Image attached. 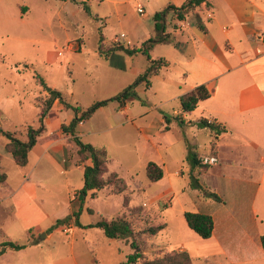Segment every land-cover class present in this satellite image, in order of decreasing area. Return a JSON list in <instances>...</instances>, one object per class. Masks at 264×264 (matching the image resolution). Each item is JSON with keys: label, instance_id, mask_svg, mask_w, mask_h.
<instances>
[{"label": "rangeland", "instance_id": "374dc122", "mask_svg": "<svg viewBox=\"0 0 264 264\" xmlns=\"http://www.w3.org/2000/svg\"><path fill=\"white\" fill-rule=\"evenodd\" d=\"M2 1L0 126L22 139L26 138L29 126L39 127L38 107L49 94L44 87L37 84L36 75L44 79L49 89L53 84L56 85L57 89L66 95L67 102L71 105L88 109L96 102L107 100L115 94L112 87L106 84L112 82L113 75L106 73V64L96 52L100 32L107 38L125 33L137 47L149 39V34H154L153 15L147 14L149 9L145 8L147 14L145 17L141 16L137 9V3L145 5V0H121L124 12L121 24L113 13L109 14L112 12L110 3L94 0L92 9L98 10L100 14H108L106 20L97 21L82 11L73 18L72 24L65 23L63 29L60 23L54 20L61 5L60 0ZM21 6L31 8L28 16L27 13L26 17L24 16ZM108 16L112 19L110 20ZM79 39L84 42L82 51L70 50L69 47L76 46ZM166 49L167 46H158L150 58L142 53L132 56L134 65L122 73L123 91L133 84L138 76L137 72L141 70L144 72L150 68V59H157L158 54ZM49 52H61L62 55L52 64L48 60ZM173 78L174 74L169 69H163L159 74L152 76L151 86L144 85L145 91L139 92L140 100L128 103L129 115L137 117L133 123H125L122 128L85 137V140L95 144V147L107 151L109 174L117 173L126 181L127 189L122 194H114L112 187L99 191L94 199L87 200L86 210L81 214L80 222L82 225H89L101 218L113 220L123 216L130 221L134 231L139 233L138 241L143 252V259L140 261L153 260L172 251H184L190 255L193 264H231L224 257L211 256L220 252L219 246L213 241L203 240L186 225L183 210L193 212L197 206L199 211L213 213L211 207L200 204L199 199L205 197L204 192L189 187V167L185 159L182 161L179 158L185 152L186 146L181 144L177 147V153L165 158L167 166L163 169L164 177L161 181L153 183L146 174V164L149 161H158V157L155 148L146 145L147 142L139 132V127L153 122L156 116L172 117L175 111L181 112L180 101L173 99L176 89L172 82ZM148 112L147 116L142 117ZM110 113V108L105 107V118L113 126L115 122ZM69 114H62L63 122H69ZM195 131L198 133L196 138L192 130L187 134L189 138L203 146V152H200L202 160L216 157L211 149L215 142L212 140V133L205 131L199 134L197 129ZM0 138L8 152L5 146L6 139L1 134ZM207 165L210 169L199 176L200 183L206 190H219L221 202L214 207L215 211L220 210L225 215L235 214L238 225L234 231L235 235L232 236L237 237L243 231L263 235L264 184L247 186L241 181L246 179L244 177L246 173L242 171L235 173L228 171L224 173V177L217 174L205 175L212 172L216 166ZM5 170L11 181L16 182L17 176L13 172V166L6 163ZM177 171H181L178 173L180 176L176 175ZM0 172L4 171L1 169ZM235 176L238 178L234 179ZM68 182L71 187H68ZM49 185L50 189L41 191V195L46 197L44 205L46 210L56 214L66 204L69 192L74 193L83 188V172L75 169L69 177L58 176L53 184ZM170 189L173 190L172 193L159 195ZM72 197H75L73 202L80 209L77 194ZM87 208L93 213L88 212ZM162 222L167 223L165 230L153 237L144 235L148 227ZM0 226L2 227L0 243L4 241L26 243L27 236L21 222L10 220L2 212ZM61 228L62 231L54 230L48 239L47 234L52 232L32 230L28 242H41L40 250L36 253L17 255L2 264H60L58 261L66 256H70V260L72 257L76 258L78 264H121L126 260V255L132 253L127 245L122 244L124 241L121 243L108 239L101 229L89 230L76 226V230L72 232L70 226ZM130 241L126 243L129 244ZM237 256L236 259H241ZM253 258L254 260L251 258V261L243 262L245 256L237 264H264V258L255 256Z\"/></svg>", "mask_w": 264, "mask_h": 264}, {"label": "crops", "instance_id": "0c3cea01", "mask_svg": "<svg viewBox=\"0 0 264 264\" xmlns=\"http://www.w3.org/2000/svg\"><path fill=\"white\" fill-rule=\"evenodd\" d=\"M78 1L89 4L91 16L81 6L69 1H61L54 19L60 23L61 29L64 28L65 23L72 24L73 18L82 11L97 21L102 22L107 19L106 15L108 14H100L98 10L92 9L94 0ZM96 1L110 3L112 12L109 14L113 13L117 21L120 24L123 23L124 12L121 0ZM187 1L189 0H145V5L140 2L137 3V9L139 6L143 7L144 11L145 8H148V16L153 15L154 18L157 12L164 10L168 5L173 4L180 7ZM2 3L3 1L0 0V5ZM208 3L209 7L207 3L202 4L183 21H176L173 16L169 17L166 34L170 36L171 42L156 45L151 53L161 45L167 46V49L161 51L157 59H150V62L163 59L166 66L159 73L163 69H169L174 74L172 82L176 89L173 99L179 100L182 95L200 85H206L212 92V96L208 100L202 101L198 108L192 112L175 111L169 125L165 121L166 116H156L153 122L139 127V132L147 142L146 145H152L158 157V161H149L146 167L150 162H154L162 169L166 168L167 160L165 158L177 153V147H180L181 144L186 146L185 139L196 146L199 152H203V146L189 138L187 132L192 130L195 133L194 138H196V134H198L196 129L199 134L210 131L196 125L200 120H206L209 123H216L225 127L226 132L216 138L215 134L210 131L212 140L216 142L215 158L218 159V162L212 171L213 173L209 172L205 175L217 174L224 177L225 172L242 171L246 173L244 176L246 179L241 180L243 183L249 187L259 186L264 184V39L261 38L264 33V0H208ZM20 8L24 16L26 13L27 16L29 15L30 7L21 6ZM147 14L145 12L144 17ZM199 23L203 24V28L198 26ZM106 25L108 26V23ZM122 35H125V41L131 43L130 46L127 43H118V39H121ZM151 36L149 34L148 37ZM101 37L104 39L105 45L118 43L129 50L139 49L141 46L134 45L125 33L120 36L116 35L114 38H107L103 32H100L96 52L106 64V73L110 76L113 75L112 82L106 83L112 87L115 93L111 97L113 98L123 91L122 73L134 65L132 56L138 53L128 55L123 51H115L103 57L98 52ZM82 45L84 42L79 39L76 46L71 45L69 48L81 52ZM61 55V52H49L48 60L52 64L56 63ZM146 71L137 72V77ZM144 85L142 84L137 88L138 94L145 91ZM51 89L58 90L54 84ZM46 92L48 93L47 90ZM105 107L111 110L110 117L115 122L113 126L105 118ZM105 107L98 109L90 119L78 126L76 136L80 137L84 143L95 147L96 145L86 141L85 137L122 128L123 124L133 123L137 120L136 116L129 115L128 103L122 106L115 101L110 102ZM63 113H70L69 122H63L61 117ZM148 114L149 112L143 114L142 117ZM176 117L184 121V125L181 126L179 121L175 119ZM73 118L74 112L72 110H66L59 100L54 102L44 122L45 131L31 150L29 163L26 167L16 165L12 155L5 150L3 140L0 138V167L5 172V164H11L14 169L13 172L17 176L16 182L13 183L9 174L5 172L7 181L0 186V213L3 212L10 220L21 222L27 236L25 244L29 243L32 230L49 232V228L57 220L64 219L79 210V206L73 202L75 197H72L76 194L78 196L79 190L68 193L66 204L56 214H51L46 210L44 206L46 197L41 195V191L50 189L49 184H53L58 176L66 175L69 177L75 169H79L83 172L84 177L85 165H91L90 161L78 165L77 147L70 142V138L66 137L62 131V125L69 124ZM167 126L168 130H166ZM186 157L187 147L179 158L182 161L185 159L186 162ZM188 170L190 169L188 168ZM180 172L177 171L176 175L180 176L178 174ZM236 178L238 177L235 176L234 179ZM70 185L68 182V187ZM207 190L219 196V190ZM172 192L173 190L170 189L159 195L163 196L162 194ZM193 193L195 195L194 191ZM205 198L209 199L206 196L199 199L200 204L211 207L215 224L213 236L208 241L215 242L220 248L218 254L211 256L224 257L231 264L239 263L245 256L246 259L242 260L243 262L254 260V256L264 258V250L261 244L262 234L243 231L237 237L232 236L237 230L236 225H238L235 214L225 215L220 210L215 211L214 207L221 201L206 200ZM187 212L186 210L182 211L183 215ZM198 212L200 211L196 206V209L191 213ZM70 227H72V232L76 230L73 224ZM95 229L90 228L89 230ZM0 230H2L1 226ZM62 230L63 228L60 227L55 231ZM52 235L53 232L47 234L46 239ZM41 246V242H38L29 244L21 251L9 250L0 257V264L17 255L27 252L36 253ZM236 256L241 259H236ZM58 263L78 264V261L73 257L70 260V256H66Z\"/></svg>", "mask_w": 264, "mask_h": 264}, {"label": "trees", "instance_id": "16d2710c", "mask_svg": "<svg viewBox=\"0 0 264 264\" xmlns=\"http://www.w3.org/2000/svg\"><path fill=\"white\" fill-rule=\"evenodd\" d=\"M69 1L75 5H79L83 10L91 16V9L87 2H79L78 0H60ZM207 3L209 7L208 0H189L184 5L176 7L173 4L168 5L164 10L157 12L154 15V34L145 42L142 43L139 49L129 50L125 49L124 46L113 43L105 45L103 43V38L101 37L100 44L98 47V52L101 56L106 57L108 54L115 51H123L128 55H134L137 53H142L150 58V53L154 47L158 44H168L171 42L170 36L166 34L168 19L173 16L176 21H183L189 16L193 11H195L202 4ZM198 26L203 28V24L199 23ZM166 66V62L163 59L153 61L150 68L141 76L137 77L133 84L127 87L119 95L104 101L95 103L88 109H83L80 106H74L67 102L66 96L58 91L51 90L49 92L47 99L44 103H41L38 107V128L29 126L26 133V140L18 138L14 133L5 131L0 126V134L6 139L5 146L8 152L12 155L15 163L19 167H26L29 163V154L33 147L36 145L38 138L45 131V119L48 116L54 102L59 100L66 110H72L74 112V118L69 124L62 125V131L65 136L69 137L70 141L74 143L77 147L78 162L83 163L90 161L91 165H85L84 167V186L78 191V198L80 200L79 211L68 215L64 219L57 220L56 223L49 228V232L62 227L70 226L71 223L76 227L81 228H98L101 229L104 235L110 240H118L121 243L127 245L132 253L126 255V260L121 264H193L190 255L187 252H177L172 251L164 254L162 257L155 258L153 260H142L143 252L141 250L138 235L130 223L129 220L123 216L118 219L109 220L106 218H101L96 223H91L89 225H82L80 222L81 214L86 210V202L88 199H94L96 194L107 187H112L114 194H122L127 189L126 181L121 178L117 173H110L108 171V161L109 155L104 148H97L90 144L84 143L80 137L76 136V131L78 126L84 121L90 119L92 115L100 108L107 106L110 102H119L122 106L133 100H140V96L137 92V88L145 84L146 87H150L152 76L159 73V71ZM37 84L40 87H44L45 90L48 89L47 83L40 76L36 75ZM212 92L208 89L206 85L197 86L194 90L182 95L180 97V104L182 112H192L196 110L202 101L211 98ZM173 117H166L165 121L167 125L171 123ZM179 121V124L184 125V121L175 118ZM196 125L199 128H206L213 132L216 136L226 132V128L222 127L216 123H209L206 120H200ZM168 126L166 130H168ZM187 147V157L186 162L189 166V187L192 190H201L204 192L205 196L209 199H214L220 202V197L206 190L200 183L199 176L208 172L210 166L207 164H202V158L198 148L192 145L187 139H185ZM216 142L211 146L214 155H216ZM79 165V164H78ZM1 171V168H0ZM146 174L151 182H159L164 177V171L161 166L154 162H150L146 167ZM7 181V174L5 172H0V185ZM88 212L93 213L91 209ZM184 218L187 226L196 233L203 240H208L213 236L214 232V219L209 212H198L191 213L187 212L184 214ZM167 227L166 222L159 223L157 225H152L144 231V235L156 236L161 231L165 230ZM128 240H131L129 244ZM33 244V243H29ZM29 244H16L11 241H4L0 243V257L7 251H21L25 249ZM261 244L264 250V235L261 236Z\"/></svg>", "mask_w": 264, "mask_h": 264}, {"label": "built area", "instance_id": "2783aa9c", "mask_svg": "<svg viewBox=\"0 0 264 264\" xmlns=\"http://www.w3.org/2000/svg\"><path fill=\"white\" fill-rule=\"evenodd\" d=\"M138 12L140 13L141 16H144L145 15V11L143 9V7L139 6L138 7ZM261 38L264 39V33L261 35ZM127 43L128 46L131 45V43L129 41H125V35H122L121 36V39H118V43ZM218 162V159L215 158V157H211V158H205L202 160V164H217Z\"/></svg>", "mask_w": 264, "mask_h": 264}, {"label": "water", "instance_id": "95a60500", "mask_svg": "<svg viewBox=\"0 0 264 264\" xmlns=\"http://www.w3.org/2000/svg\"><path fill=\"white\" fill-rule=\"evenodd\" d=\"M51 90H52L51 88H50V89L48 88V89H47L48 93L51 92Z\"/></svg>", "mask_w": 264, "mask_h": 264}]
</instances>
